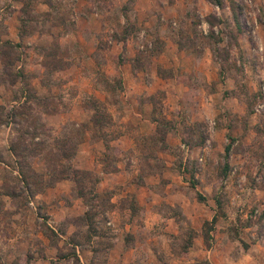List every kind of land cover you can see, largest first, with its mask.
Masks as SVG:
<instances>
[{"label":"rangeland","instance_id":"rangeland-1","mask_svg":"<svg viewBox=\"0 0 264 264\" xmlns=\"http://www.w3.org/2000/svg\"><path fill=\"white\" fill-rule=\"evenodd\" d=\"M164 3L166 13L169 12V15H165L164 24L168 22L169 27L176 29L173 36L179 47L186 49V53L192 56L202 58L199 65L189 59L185 65L174 67L179 71H176L178 77H181L177 82L181 84L178 88L180 97L175 101V106L167 105L168 96L163 98L156 94L146 98L152 104L150 116L160 122L156 125L155 133H151L147 126L145 128L149 130L145 132L148 133H144L143 137L137 133V116H132L128 121L127 131L135 132V139L138 140L135 150L132 148L127 152L138 159L139 166L135 164L134 170L140 169V174L148 170L145 154L148 158L152 156V171L155 173L168 168L167 164H170L175 174L188 183L187 186L198 199L203 194L206 199L209 197L211 201L214 200L215 218L232 217L237 220L234 227L239 230L233 234L236 240L243 241L238 233L241 227L248 226L257 230L247 231L250 238L254 232L256 236L264 237V0H164ZM167 4L175 5L177 12L169 11ZM13 5L18 6L23 13L19 17L23 39L32 42L34 36L46 34L45 41L48 44L35 46L34 51L38 50L43 56V63L47 67L43 82L60 94L59 104H67L63 96H75L78 87L83 93L91 90V95L83 98V101L93 108L97 107L98 115L96 113L93 117L95 132H101L99 128L104 130L108 138L116 136L121 130L113 127L115 120L120 121L114 109L119 102L121 104L119 94L123 85L117 74L111 73L115 69L113 61L124 56L121 47L123 39L127 38H124L125 35L128 34L129 39L138 37L136 22L123 17L132 11L131 4H118L116 0H0V11L6 14L5 10H12ZM94 11H101L104 16L101 19L96 17L89 24L87 19ZM177 13L178 16H173ZM100 24L103 28L97 40L90 33L97 34L96 28ZM165 30L167 28L164 27L154 29L152 36L164 39L163 36H167ZM5 31L4 26H0V38ZM160 42L163 41L159 40L156 47L148 45L146 48L145 45L140 49L141 54L137 57L145 61L142 67H147V70L159 65L156 61L163 47ZM93 43L98 45L94 51L89 47H93ZM85 46L90 48L94 63H79L85 56ZM22 54L24 51L14 44H1L0 55L4 56L3 62L7 67L3 66L0 72V84L15 80L17 72L8 66L21 58ZM73 62L79 66L75 77L81 76L85 80L77 81L76 77L74 85L65 87L67 81L57 77V74L59 76L62 73L58 70L65 69ZM157 69L167 79L173 76V70L163 66ZM97 92L105 95V100H100ZM30 101L32 103L27 107L21 105L16 109L17 112H8L6 115L12 120L16 119V122L22 119L25 124L33 126L31 130L28 127H23L26 131L19 129V135L13 143L34 172L38 173L34 168L38 163H41L45 172L38 173L43 175L40 186L36 185L39 183L36 178L29 180L33 192L37 191L40 195V191H46L49 185L66 183L68 179L71 184L68 188L63 183L59 185L55 221L51 225L44 206L30 204L35 201L37 194L23 192L26 185L15 164L18 178L0 182V264H42L47 261L42 253L44 243L40 238L6 240V236H14L22 231L21 218L29 222L26 232H40L54 244L58 243V252L47 264H82L76 247L88 245L92 236H96L94 248L97 251L93 264H106L103 254H106L105 246L108 247L111 234L104 219L127 218L129 212L121 208H126L124 204L130 203V198L121 201V208L114 213L115 209L109 202L113 191L98 193V178L91 172V178L84 177L86 171L74 167L86 126L72 125L57 131L46 127L40 121L41 114L29 112L38 108L51 112L57 108L58 102L39 99L35 95ZM0 122H5L2 111ZM164 131L165 147L155 144L158 137H164ZM27 132L32 135L31 139L25 138ZM38 134L41 139L36 141L34 138ZM109 147L111 151L107 158L111 164L118 149L114 145ZM227 147H230L228 164ZM37 155L41 158L34 161ZM70 167L73 171L79 170L78 182L71 178L64 179L70 174ZM5 195L10 197L8 201L12 203L9 208L3 206ZM83 205H87L88 209L84 210ZM161 212L167 215L175 213L166 207ZM39 217L43 221L32 225V218L38 220ZM227 227L231 229V226H226L225 231ZM242 243L247 247L246 242ZM168 259L161 257V263L168 264Z\"/></svg>","mask_w":264,"mask_h":264},{"label":"crops","instance_id":"crops-1","mask_svg":"<svg viewBox=\"0 0 264 264\" xmlns=\"http://www.w3.org/2000/svg\"><path fill=\"white\" fill-rule=\"evenodd\" d=\"M116 1L118 4H131L132 11L123 15V17L124 19L132 18L136 22L138 37L133 36L131 39L123 40L121 53L124 56L117 59V61H113L115 69L111 75L117 74L123 89L119 94L121 104L119 102L114 109L118 112L120 121L115 120L113 124L114 128L117 130L119 128L121 131L110 138L105 136L104 130L98 128L101 132L96 133L93 128V117L98 112L97 107L93 108L87 101H83V98L91 95V90L83 93L79 87L76 88L75 96L69 98L66 97V94L65 97L63 96L62 99L66 100L67 104L63 103L61 106L59 104L60 94L56 93L54 87L50 88L44 84L43 73L47 67L43 63V56L38 50L35 52L34 47L48 44L47 40L45 41L46 34L36 35L34 41L28 42L27 39H23L24 35L22 36L19 29V17L23 14L21 9L13 5L12 10H9V8L5 10L6 14L0 11V26H4L6 30L0 38V47L1 44L8 42L24 51L21 58L10 65L15 68L20 77L15 82L0 84V111L3 112L5 121L0 123V182L4 183L5 179L12 177L18 178L15 164L20 159L12 152L11 147L19 135V129L28 127L31 130L33 127L25 124L22 119L21 121L17 119L16 122V119L12 120L6 114L12 111L17 112L16 109L20 108L21 105L25 104L23 107H27L32 103L30 99L34 95L39 99L57 101V108H53L51 112L38 108L30 110L29 113L37 112L41 114V123L53 130L56 129V131L64 130L72 125L86 126V133H84L83 142L77 151L74 167L91 172L98 178L96 187L98 193L113 191L110 202L115 209L114 213L121 208V203L124 200L130 198L128 200L130 203L124 204L126 208H121L129 212L127 218L121 217L117 220L115 217H109L104 219L106 220L104 224L109 225V234H111L108 237L109 245L108 247L105 246L106 254H103L107 260L106 264H162L161 257L163 256L169 258L168 264H264V245L261 244L264 243V237L256 236L257 233L255 232L257 230L254 227H241L238 234L248 244L247 247L243 246V241L241 242L233 237L235 231L238 232L239 230L234 227L237 220L232 217L231 219L227 217L215 218L216 206L214 200L211 201L209 197L206 199L205 195L200 193L204 198V201H200L195 196L194 191L187 186L188 183L175 174L170 164H167L168 168L157 173L146 170L143 174H140L142 173L140 169L134 170L135 164L139 166L138 159H134L135 157H131L133 155H129L130 153L127 152L132 148L135 150L136 141L138 140L135 139V132L127 131L128 121L131 120L132 116H137L135 121H137L138 132H136L143 135V137L144 133H148L145 132L149 130L145 128L147 126L150 127L151 133H155L157 122L150 116L153 111L152 104H149L146 98L156 94L162 95L163 98L168 96L167 105L175 106V101L180 97L178 88L181 85L177 84L178 79H181V77H178L176 68L185 65L186 62L188 63L189 59L199 65L202 57L192 56L188 52L186 53V49L179 47L175 36H173L176 29L169 27L168 22L164 24L165 15H169V12L166 13L164 0ZM167 8L171 12L177 10L175 5L172 6L171 4H167ZM94 12H91V16L87 19L89 24H92L96 17L101 19L104 16L101 11ZM178 15L177 13L173 16ZM162 27L167 28V31L164 32L167 36H163L164 39L153 37L154 29ZM102 28L103 26L100 24L99 28H96L97 34L90 33V35H93L97 40L100 39ZM140 38L141 41H139ZM159 40L163 41L160 42L163 47L161 48L162 53L158 56L159 60L156 62L159 64L158 66L173 70V76L169 79L159 73L158 66L150 70H147V67H142L146 63L143 59L140 60L141 58L137 57L141 54V48L145 45L146 48L148 45L156 47ZM110 44L113 45V42H110ZM97 46L93 43V47H89L93 48L94 51ZM89 47L85 46L83 48L85 56L79 62L82 65L86 61L87 63H94L92 56H90ZM3 60H5L4 56L0 55V72H2L3 66L7 67ZM76 65L73 62L65 69L58 70L62 73L59 76L57 74V77L64 78L68 82L64 85L65 87L72 85L76 77L77 81L84 79L81 76L75 77V74H77L76 68H79ZM138 65H141V67L138 68ZM71 75L73 76L72 79ZM97 96L100 100L106 98L105 95L100 93ZM164 100L166 101V99ZM24 130L26 131V129ZM40 137L41 135L38 134L34 139L38 141L41 139ZM25 138L31 139L32 135L27 132ZM110 145H114L118 149L116 150L117 156L115 155L116 157L111 164L108 160V153L111 151ZM145 156L148 157L147 154ZM38 158L41 157L37 155L33 159L36 161ZM150 160H152L151 157ZM163 160H166L165 157H163ZM141 161L143 160L141 159ZM150 163L154 167V164ZM36 165L34 166L35 171L41 174L45 173L41 163ZM107 167H110V169H107ZM68 180L66 183L61 182L67 188L71 184ZM61 183L58 182L53 186H49L43 194H37L35 201L30 203L31 205H41L42 208L44 206L46 213H48L46 214L49 218L48 223L51 222V225L55 221V208L60 195L57 191L60 189L59 185ZM9 198L5 195L4 207L9 208L12 206V203L8 201ZM78 202L82 204L80 199H78ZM201 202H206V204ZM83 207L84 210L88 209L87 205H83ZM164 207L175 213L171 215L162 213L161 210ZM21 220L20 227H22V231L17 232L14 236H6V240L11 242L22 239L33 240L34 237L40 238L44 243L42 253L47 259L42 264L49 263V260L53 259L54 254L58 252V243L54 244L40 232L32 234L26 232L25 228L29 225V222L26 218H21ZM42 221L43 218L41 217L38 220L32 218L31 223L35 226L36 223ZM226 226H231V229L227 227L225 231ZM250 230H255L251 235L252 238L247 234V231ZM95 239L96 236H92L88 245L76 247L82 264H93V259L97 255L96 248H94Z\"/></svg>","mask_w":264,"mask_h":264},{"label":"trees","instance_id":"trees-1","mask_svg":"<svg viewBox=\"0 0 264 264\" xmlns=\"http://www.w3.org/2000/svg\"><path fill=\"white\" fill-rule=\"evenodd\" d=\"M128 38V34H126L125 35V37L124 38ZM126 38V39H127ZM126 39H123V40H126ZM13 64V63H12ZM7 65V64H6ZM11 65V64H10ZM8 67H11V66H8ZM16 77H15V80H13V82H15L16 80H17V78H19L20 76L18 75V74H16L15 75ZM97 115H98V113H97ZM157 121V120H156ZM1 123V122H0ZM4 123V122H3ZM157 123L158 124H160V122L159 121H157ZM159 127H160V125L158 126V129H157V131L159 132ZM162 130H163V128H162ZM164 133H165V131H164ZM165 136H166V133L164 134V137H162V138H157V140H156V142H155V144H158V145H161L162 144V146L163 147H165L166 145H165V143H164V140H165ZM151 141V140H150ZM151 143V142H150ZM147 144H149V141H147ZM14 145V144H13ZM12 145V147H11V150H12V152L13 153H15L18 157H19V162L17 163V167L19 168H17L18 169V171H19V174H20V177L23 179V181L25 182V185H26V187L25 188H23V192H24V190H25V192L27 191V192H29L31 195H35V193L37 194V191L35 192H33V186H32V184L29 182V180L32 178H36L37 179V181H39V183L38 184H36L37 186H40L41 184H42V182H43V175H41V174H38V173H36V172H34L32 169H31V167L29 166V164L27 163V160L25 159L26 157L21 153V152H18L17 151V148L15 147V145L13 146ZM229 152H230V147H227L226 148V155H227V164H228V156H229ZM150 157H152V156H150ZM145 158H146V160H147V163H145V164H147V169L148 170H151L152 171V168H153V166H152V164L150 163L151 162V160H150V158H148V157H146L145 156ZM150 161V162H149ZM226 167H228L227 165H226ZM69 169V173L70 174H68L67 175V177H65L64 179H67V178H71V179H73V180H75V181H77L78 182V174H79V170L77 171H73V168H68ZM72 174V175H71ZM30 177V178H29ZM84 177H87V178H91V174H89V172L87 173V172H84ZM59 180V179H58ZM37 186H35V188H37ZM50 186V185H49ZM48 186V187H49ZM38 189V188H37ZM45 189H43V190H41L40 191V193H43V192H45L44 191ZM113 194V193H112ZM199 195V194H198ZM113 196V195H112ZM112 196H110V198H109V202H110V200H111V198H112ZM199 200L200 201H203L204 200V198L202 197V196H200L199 195ZM92 210V209H91Z\"/></svg>","mask_w":264,"mask_h":264}]
</instances>
